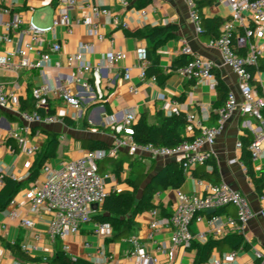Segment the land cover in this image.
I'll use <instances>...</instances> for the list:
<instances>
[{"label": "crops", "instance_id": "1", "mask_svg": "<svg viewBox=\"0 0 264 264\" xmlns=\"http://www.w3.org/2000/svg\"><path fill=\"white\" fill-rule=\"evenodd\" d=\"M123 1L78 0L77 5L69 8L74 22L82 20L85 16H93V13L84 6L86 2L108 9L110 11L108 16L105 14L98 17L93 16L94 21L100 22L99 32L104 35V39L100 40L95 31L81 24L74 26L73 34H68L65 25H59L47 35L44 48L48 49L49 44L59 42L62 45V50L60 53H51L50 61L45 67L24 66L18 72L0 68V84H5L7 90L15 93L18 99V105L13 110L0 108V165L3 168L2 173L14 175L15 179L23 183L16 197L17 208L22 215H30L36 221L35 227L27 228L21 225L19 220L9 217V212L14 206L9 205L6 210L0 211V250L4 252L6 263L22 260L28 264H52L58 255L61 243L63 252L64 247L69 246L67 255L83 258L94 264H141L137 260L129 259L132 244L128 238L113 240L112 237L103 240L95 234L94 223L89 222L82 227L77 235H69L65 240L53 239L49 231L52 213L46 209H42L39 214L30 213V190L36 183L43 180L44 175L40 168L37 176L31 178L32 170L38 166L37 156L23 152L18 142L11 137V133L22 126L23 120L19 115V108L21 109V105L24 103L30 105L34 102L32 96L34 87L43 82H48L54 88L70 86L82 102L80 109H68V116L63 122L37 125L28 134L29 142L37 143L41 147L47 139L44 129L61 134L57 158L51 162L80 157L88 149L83 147V139H100L110 144L112 131L108 128V123L114 118L123 119L126 110L130 107L137 108L138 119L142 114H147L151 124L160 121L158 113L171 115L178 109L186 115L195 114L205 123L214 125L218 119L216 79L212 81L188 79L172 69L173 61L180 56L181 49L185 45H189L198 57L210 61L228 84L230 91H235L239 99H242L239 93V76L230 67L224 65L220 49L203 40L195 23L191 20L192 8L199 0H125L127 5ZM65 6L63 0H0L1 35L5 33L4 25L11 20L14 13H20L25 21V24L20 28L12 30L11 42L6 43L0 38V52L2 54L7 51L15 53L20 46L28 41L27 22L31 17L39 25L49 26ZM144 10L147 11V14H143ZM203 12L206 17L222 19L231 17L230 8L216 1L204 7ZM123 23H127L129 26L124 27ZM155 27H168L169 31L156 40L135 35L137 31ZM83 43L94 45L90 51L83 54V59L92 65V71L84 74L85 80L93 88L91 91L86 90L79 83L71 82L72 77L76 74V69L69 66L68 56L78 52ZM143 46L146 48L156 46L161 66L166 73H171L164 86H160L157 80L152 79L153 77L143 80L138 67L132 70L130 80L124 79L125 68L137 62L136 50ZM119 51L126 54V58L122 62L114 64L107 60L111 52ZM38 58L37 53H31L28 56V61L37 62ZM262 58L264 67V57ZM99 66L102 67V70L100 83L97 86L94 69ZM253 84L256 93L264 96V70L255 74ZM131 86L137 88L138 92H133ZM174 101L177 102V105ZM50 104L51 109L56 111V108L63 103L61 100L53 98ZM258 126L259 123L256 119L250 116L236 114L231 117L216 140L213 159L218 164L221 181L241 190L255 213L247 225L245 236L247 241L251 247L264 249V218L261 215V210L264 209V200L256 190L245 166L240 163L243 162L244 149L237 147V143L241 141V137L245 133H250L254 137L252 127L257 128ZM187 134L193 137L194 133ZM138 159L143 160L147 168L154 166L156 169H159L167 161L175 160ZM147 160L150 161V165ZM253 163L256 171L260 173L264 169V154L260 161ZM124 167L121 179L109 170L108 172L114 177L109 178L107 183L110 185L116 181L118 190H131L128 183L124 181L129 169L128 163H125ZM193 169L195 167L189 171L187 180L181 187L183 192L189 194L200 193L197 180L210 181L206 178H195L192 175ZM207 169H211L210 164L207 165ZM2 173H0V189ZM122 180L123 183H121ZM177 201L175 189H169L155 196V202L161 203L167 213L173 211ZM100 212L101 206L96 208L93 216ZM217 213L235 216L236 208L226 206L219 209ZM150 219L148 210L138 214L135 219L136 226L131 235L138 236L153 252L155 248L146 238ZM2 226H6V228L3 229ZM194 230L206 231L207 227L201 223L194 225ZM168 236L169 231H164L159 238L169 241ZM13 242H17L18 245H13ZM24 243L38 244L40 249L35 252H25L19 246ZM86 243L92 244V247H87ZM101 250H104L105 256L101 255ZM221 255L222 253L217 250L213 253V257L216 258ZM195 256V248L179 249L177 263L193 264ZM158 257L162 263L166 262V257L160 255Z\"/></svg>", "mask_w": 264, "mask_h": 264}, {"label": "built area", "instance_id": "2", "mask_svg": "<svg viewBox=\"0 0 264 264\" xmlns=\"http://www.w3.org/2000/svg\"><path fill=\"white\" fill-rule=\"evenodd\" d=\"M215 1L227 5L231 10V17L223 24L221 36L210 41L209 44L220 49L224 65L230 67L239 76V93L242 99H239L235 91H230L225 103L216 109L218 119L214 125L205 123L195 114H188L187 119L190 124L186 128V132L194 133L193 139L184 140L174 147L137 142L133 137V125L138 119V111L136 107H130L126 110L123 119L114 118L108 123V128L112 131V142L109 148L87 149L78 158L59 162L49 161L43 164L41 169L44 178L30 190V213L39 214L42 209L52 213L49 231L53 239L65 240L69 235H77L85 224L93 221L92 217L96 208L100 207L109 195L118 191L116 181L110 185L107 183L109 178L114 177L113 174L110 172L101 173L99 169V163L107 157H116L121 153H127L135 158L175 159L182 163L185 170L190 171L213 158L214 145L218 136L223 132L226 122L236 114H243L256 119L259 123L257 128L252 127L254 139L247 149L252 162L261 160L264 154V96L256 93L253 84L254 76L248 66H258L259 60L264 57V0ZM63 2L66 6L54 18L51 25H39L32 17L28 20V41L20 46L15 53L7 51L2 54L0 52V68L18 72L24 66L45 67L50 61L51 53H60L62 50V45L59 42L49 44L48 49L44 48L47 35L59 25H65L68 34H73L74 26L81 24L95 31L100 40L105 38L99 32L100 22L94 21L93 16L98 17L101 14L108 16L110 14L108 9L86 2L84 6L93 13V16H85L82 20L74 22L69 8L77 5L78 0H63ZM123 2L128 4L125 0ZM143 14H147V11L144 10ZM191 20L195 23L197 31L200 32L202 29L201 17L195 6L191 11ZM23 24L25 21L22 15L14 13L11 20L4 25L5 33L3 35L0 33V38L6 43L11 42L12 30L20 28ZM123 25L124 27L129 26L127 23H123ZM240 30H243L244 33L240 34ZM235 34L237 44L248 49L245 56L239 55L233 45ZM93 46L91 43H83L78 52L68 56L69 66L76 69V74L72 77L71 82L79 83L89 91L93 88L85 80L84 74L92 71V65L83 59V54L90 51ZM31 53L38 54L37 62L28 61V56ZM181 53L193 56L192 60L177 70L181 76L209 81L215 79V74L212 72L214 65L210 61L198 57L189 45L182 47ZM136 55L137 62L125 68L123 77L130 80L132 70L138 67L141 70L140 77L147 80L146 68L150 64L147 48L139 47L136 50ZM125 58L126 54L119 51L111 52L107 60L115 64L122 62ZM101 70V66L94 69L97 86L100 83ZM152 79L156 80L155 77ZM131 90L135 93L138 92L134 86H131ZM32 96L37 107H44L47 110L51 109L50 102L53 98H57L63 103L52 114H43L37 109L22 110L19 108L23 124L18 130L11 133V137L18 142L23 152L37 156L42 147L37 143H30L28 134L37 125L63 122L68 116V109H80L82 102L70 86L54 88L48 82L34 87ZM174 103L177 105L176 101ZM17 105V95L8 91L5 84H0V108L13 110ZM179 112L176 109L175 113ZM237 147L243 148L241 141L237 143ZM240 163L245 166L243 162ZM2 172L3 168L0 165V173ZM11 176L15 178L14 175ZM197 184L200 187V193L189 194L181 189L176 190L178 201L169 214L163 215L159 208L149 210L151 219L146 238L155 250L151 252L138 236L131 235L128 238L132 244L130 260H137L141 264H178L179 249H193L197 243H206L211 238L220 239L230 232H238L246 236L248 222L255 213L243 192L233 188L225 181L214 183L199 179ZM261 198L264 200V191ZM10 205L14 206L9 212L11 219L19 220L24 227H35V218L30 215H22L17 208L16 198L11 201ZM226 206H234L236 215L217 213L219 209ZM208 209H216V211L207 214L205 211ZM261 215L264 218V209L261 210ZM201 223L206 225L207 230L195 231L194 225ZM2 228L5 229L6 226H2ZM164 231H169V241L159 238ZM94 232L103 240L111 239L115 235L113 225L103 221L94 222ZM12 244L18 245L17 242ZM19 246L25 252H35L40 249L38 244L24 243ZM86 246L92 247V244L86 243ZM68 251L69 246L66 245L64 252L68 254ZM100 253L103 256L106 254L104 250H101ZM159 255L166 257L165 263L160 261ZM4 256V252L0 250V264H28L22 260L6 263ZM204 264H264V249L251 247L249 250H234L224 253L218 258L212 256Z\"/></svg>", "mask_w": 264, "mask_h": 264}, {"label": "trees", "instance_id": "3", "mask_svg": "<svg viewBox=\"0 0 264 264\" xmlns=\"http://www.w3.org/2000/svg\"><path fill=\"white\" fill-rule=\"evenodd\" d=\"M214 2L215 0H199L195 4V9L199 12L201 17L202 29L199 32L200 36L203 40L208 42L216 40L221 36L222 26L227 21V19L206 17L204 15L203 8ZM168 31V27L146 28L137 31L135 35L139 37H150L152 40H156L165 35ZM243 33V30H241L240 34ZM233 45L239 55L245 56L247 54V47L237 44L236 34L233 37ZM147 52L150 64L146 68V74L148 77H155L158 84L164 86L171 73H166L161 66V59L156 46L147 48ZM192 59L193 56L181 53L180 56L173 61V71H177ZM262 62L263 58L259 60L258 66H248L253 76H255L258 71L264 70ZM212 72L215 74L216 79V89L218 92L216 107L218 108L225 103L230 88L215 67H213ZM21 109H37L43 114L55 113L53 109L47 110L44 107H37L34 102L30 105L26 103L22 104ZM158 115L160 117L158 123L151 124L147 114H142L134 123L133 137L137 142L143 144L152 143L156 146L174 147L184 140L193 139V137L186 132V128L190 123L185 113L179 112L172 115L158 113ZM96 129L97 127L95 130ZM44 132L47 134V139L37 155L38 166L32 170L31 178L37 176L43 164L57 158L61 134L46 129H44ZM253 139L254 137L250 133H245L241 137L244 149L242 161L246 167L247 173L252 178L256 190L262 194L264 191V169L260 171V173L256 171L255 165L247 150V146ZM82 145L88 149H107L110 147L108 142L100 139H83ZM125 163L129 165L125 181L131 187V190H118L109 195L101 205V212L92 217L95 221L109 222L113 225L115 231V235L112 238L113 240L129 238L132 230L135 229L136 226V216L144 211L159 208L163 215L169 214L161 203L155 202V196L169 189H181L189 175V171L185 170L182 163L178 160L167 161L159 169H156L154 166L147 168L143 160L134 158L125 153H121L116 157L105 158L99 163V169L101 173H106L110 170L121 179L122 173L125 170ZM209 164L211 169H207V165ZM192 175L195 178H206L214 183L221 181L218 164L213 158L206 163L196 166L195 169L192 170ZM1 179L0 211H4L8 208L11 201L17 197L23 183L5 173L2 175ZM59 246L58 255L54 258L52 264H93L89 260L74 258L67 255L61 249V243ZM194 248L196 250V256L193 264H204L211 259L215 250L224 254L234 250H249L251 245L244 234L230 232L220 239L211 238L206 243H197L194 245Z\"/></svg>", "mask_w": 264, "mask_h": 264}, {"label": "water", "instance_id": "4", "mask_svg": "<svg viewBox=\"0 0 264 264\" xmlns=\"http://www.w3.org/2000/svg\"><path fill=\"white\" fill-rule=\"evenodd\" d=\"M158 172V171H157ZM156 172V173H157ZM152 176H154V175H152ZM152 178V177H151ZM216 211V209H208L207 211H205V213H207V214H212V213H214Z\"/></svg>", "mask_w": 264, "mask_h": 264}, {"label": "rangeland", "instance_id": "5", "mask_svg": "<svg viewBox=\"0 0 264 264\" xmlns=\"http://www.w3.org/2000/svg\"><path fill=\"white\" fill-rule=\"evenodd\" d=\"M147 162L150 165V161L147 160ZM124 181H125V179H124ZM121 183H123V180L121 181ZM91 223H94V222L92 221Z\"/></svg>", "mask_w": 264, "mask_h": 264}]
</instances>
